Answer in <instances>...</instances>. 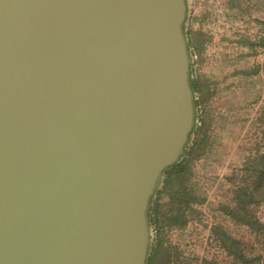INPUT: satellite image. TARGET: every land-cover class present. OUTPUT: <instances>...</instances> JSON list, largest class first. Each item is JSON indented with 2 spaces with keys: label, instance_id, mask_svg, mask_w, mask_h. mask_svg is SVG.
<instances>
[{
  "label": "water",
  "instance_id": "95a60500",
  "mask_svg": "<svg viewBox=\"0 0 264 264\" xmlns=\"http://www.w3.org/2000/svg\"><path fill=\"white\" fill-rule=\"evenodd\" d=\"M187 0H0V264H146L195 122Z\"/></svg>",
  "mask_w": 264,
  "mask_h": 264
},
{
  "label": "rangeland",
  "instance_id": "374dc122",
  "mask_svg": "<svg viewBox=\"0 0 264 264\" xmlns=\"http://www.w3.org/2000/svg\"><path fill=\"white\" fill-rule=\"evenodd\" d=\"M184 28L190 43L191 76L208 78L213 96L195 108L197 125L202 115L209 116L208 144L203 155L193 160L187 179V187L194 186L195 194L203 199L193 203L197 212L185 228L165 232L164 244L181 252L185 260L170 264H201V258L212 264H240L220 246L211 231L214 225L239 240L247 255L261 254L264 264V228L255 232L220 207L234 206L235 192L251 188L253 174L248 163L255 159L264 162V45L260 43L264 0H187ZM198 32L208 37L200 53L193 45ZM195 137L193 133L186 146ZM262 184L257 190L263 192L255 197L260 201L252 202L250 210L264 221V174ZM157 188L155 200L161 202L165 198L163 183ZM149 230L154 245L155 226Z\"/></svg>",
  "mask_w": 264,
  "mask_h": 264
},
{
  "label": "trees",
  "instance_id": "16d2710c",
  "mask_svg": "<svg viewBox=\"0 0 264 264\" xmlns=\"http://www.w3.org/2000/svg\"><path fill=\"white\" fill-rule=\"evenodd\" d=\"M207 40V35L202 32L195 35L193 45L199 53ZM243 42L252 45L248 40H243ZM187 43L189 46V40ZM260 43L264 45V37L261 38ZM190 83L195 108L200 102L207 103L213 96L212 82L202 74L192 77L190 73ZM196 93H198V98H195ZM195 118H197V113ZM209 125L210 119L208 114L205 113L201 116L199 125L195 122L189 135L188 142L191 135L196 134L192 144L190 146L185 145L180 158L162 172L159 182L163 183L165 198L161 202L155 200V196L160 191L157 188L151 197L148 209L149 228L155 226L157 237L155 244L149 246L146 264H170L173 260L176 262L185 261L181 257V252L172 250L169 245L164 244V235L170 228H185L189 217L197 212L193 203L202 202L203 198L195 194L194 186L187 187V179L193 160L203 155L206 150ZM247 169L253 174L251 188H246V186L235 192L234 206L221 205L220 207L234 221L243 223L256 232L264 228V221H261L259 217L251 212L250 205L252 202H259L260 198L256 199L255 197L260 196L263 192V190L260 192L257 189L263 185L264 162L260 159L252 160L248 163ZM211 231L224 251L240 264H262L261 254L247 255L240 247L239 240L229 235L220 226H212ZM201 264H212V261L201 258Z\"/></svg>",
  "mask_w": 264,
  "mask_h": 264
},
{
  "label": "built area",
  "instance_id": "2783aa9c",
  "mask_svg": "<svg viewBox=\"0 0 264 264\" xmlns=\"http://www.w3.org/2000/svg\"><path fill=\"white\" fill-rule=\"evenodd\" d=\"M196 121H197V119L195 118V122H196ZM195 122H194V123H195Z\"/></svg>",
  "mask_w": 264,
  "mask_h": 264
}]
</instances>
